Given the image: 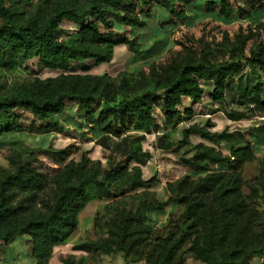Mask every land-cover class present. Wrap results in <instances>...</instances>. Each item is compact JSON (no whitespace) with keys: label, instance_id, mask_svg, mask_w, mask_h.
I'll return each mask as SVG.
<instances>
[{"label":"trees","instance_id":"trees-1","mask_svg":"<svg viewBox=\"0 0 264 264\" xmlns=\"http://www.w3.org/2000/svg\"><path fill=\"white\" fill-rule=\"evenodd\" d=\"M28 1L0 0V70L26 69L37 61L36 78L30 85L20 87L12 96L0 95V135L22 131L16 110L30 111L37 120H51L58 126L67 102H72L84 112L86 125L98 134L97 145L125 159L120 164L109 159L103 168L100 160L84 154L81 161H70L56 176L45 178L35 164L38 147L15 154L11 167L0 172V255L15 237L26 236L31 240V258L36 264H49L69 242L70 231L77 229L80 214L91 202L111 201L105 206L110 210L120 198L115 191L147 189L155 182V178L143 179L142 167L152 156L143 151L142 144L147 135L182 125V140L177 144L166 134L158 138L164 151L182 148L192 136L204 141L195 144L192 157L183 161L200 177L184 176L167 184L165 206L184 207L185 220L179 229L166 238H156L144 255L152 243L147 214L163 205L157 200L140 201L136 210L115 212L107 224V238L73 249L93 258L122 254L126 262L134 264L143 259L147 264H185L183 248L188 243L186 253L201 264H251L254 257L263 256L264 222L248 200L264 194V159L259 176L251 180V194L245 197L241 189L247 182L240 169L255 159L251 146L235 148L243 141L210 132L214 126L210 120L184 123L192 121L193 110L179 109L186 98L200 103L205 83L214 84L211 102L216 104L224 101L238 82L242 104L251 112L264 114V44L253 41L254 30L249 28L247 34H238L233 40L225 38L217 48L201 42L199 50L185 48L170 63L156 65L175 44L161 38L145 48V43L139 42L140 28L149 25L156 8L165 22L174 17L194 26L197 18H190L185 8L178 9L180 2L187 5L189 0H139L138 13L136 3L126 0H38L29 12L13 8ZM232 2L237 0L208 2L219 5L218 11L210 9L215 21L231 25L255 7L235 8ZM110 15L135 27L133 37L117 34ZM65 17L84 25L71 38L60 41L56 34ZM164 31L169 32V27ZM121 45L151 63L148 71L124 74L118 85L108 74H86L94 66L111 63L114 48ZM218 53L226 58L219 59ZM244 68L255 81L240 75ZM45 70L61 74L41 80L38 76ZM250 81L256 82L252 88L248 87ZM157 108L164 117L163 128L154 116ZM227 117L239 120L247 114L231 112ZM223 143L232 145L228 156L221 150ZM101 219H95L99 229ZM60 262L84 264V259L61 255Z\"/></svg>","mask_w":264,"mask_h":264},{"label":"rangeland","instance_id":"rangeland-1","mask_svg":"<svg viewBox=\"0 0 264 264\" xmlns=\"http://www.w3.org/2000/svg\"><path fill=\"white\" fill-rule=\"evenodd\" d=\"M127 2H135L139 12V0H126ZM244 0H240L243 2ZM38 0H29L28 2L19 3L13 6L17 12H29L33 9L34 4ZM187 8L183 2L179 3V8ZM155 14L150 18L149 25L140 28L139 38L140 43H145V48H148L152 43L164 38L167 42H173L175 46L169 52L165 53L159 60L155 62L156 65H166L170 63L173 57L178 53L185 50V48L200 49L201 42L210 44L211 47L217 48L224 41L225 38L233 40L238 34H247L249 28L254 30L253 41H258L264 44V27L260 25L253 27L244 22H237L229 26H225L219 22L212 20H204L196 23L194 26H189V22H181L174 18L171 22H165V18L161 16L157 8L154 9ZM110 20L114 23V30L119 35H124L132 38L137 30L133 26H128L122 22V19L109 16ZM0 18V25H1ZM84 24L76 23L69 18L65 17L57 31V38L60 41L68 40L72 37ZM166 27L170 29L165 32ZM250 42L249 46L253 43ZM164 50V49H163ZM219 59H225V54L218 53ZM151 63L142 61L135 56L128 47L116 46L114 48V57L111 63L94 66V68L86 73L91 76H102L108 74L116 81L118 85L122 75L127 76L135 75L140 70L148 71ZM37 61H32L26 69H15L12 71L0 70V95L12 96L20 87L30 85L36 78ZM60 72L45 70L38 78L41 80L56 78ZM78 74L86 75L83 72ZM244 79L255 81V77L251 74L249 69H243L240 74ZM239 76V75H238ZM237 76V77H238ZM213 86L210 85L203 87V94L205 105L198 107L195 113L196 117L191 122H199L204 124L205 119L209 113L213 114L216 110L214 104L208 98ZM222 109L226 116L232 107L227 104H221ZM235 108V107H234ZM239 109V108H237ZM194 112V111H193ZM15 114L18 116L22 131L17 134L0 135V172L3 169H9L11 166V159L15 154H23L27 149L38 147L36 166L40 173L45 178H52L56 176L62 168L70 161L79 162L84 154L93 160H100L103 168L107 166V160L113 161L114 164H120L124 161V155H113L107 150L102 149L96 143L98 134L91 130L90 126L86 125L84 120V112L76 106L75 103L67 102L65 114L61 119H58V126L51 120L39 121L33 117L30 111L16 110ZM194 114V113H193ZM198 115V116H197ZM154 116L157 122L163 128L164 118L160 109L154 110ZM190 121H186L188 123ZM46 129L49 130L45 131ZM182 125L176 128H168L166 135L170 141L176 144L182 140L181 136ZM146 142L142 147L146 152L152 153V159L144 168L143 178L149 180L155 178V182L147 189L140 190H121L115 191L120 196L115 201L113 208L106 210L105 206L111 201H93L81 213L79 225L77 229L70 231L69 242L60 247V250L55 253V261L53 264H60V256H74L77 260L83 258L84 264H134L126 262L122 254L101 256L93 258L82 250L73 249L75 245L84 242L97 241L100 238H107V224L114 218L117 211H130L136 210L140 201L150 202L151 200L159 201L163 207L159 209H151L146 218L147 224L151 227L152 243L144 250V255L153 245L156 238H166L170 233L175 232L184 222V207L180 205L165 204L168 201L169 194L167 184L173 183L178 179L189 176L193 179L200 177L192 170V168L184 165V160H187L193 155V146L200 142L198 136H192L190 143L184 145L182 148L177 146L172 151H164L159 148L158 138L162 135H148ZM116 142V141H113ZM64 152V154H61ZM217 170V168L215 167ZM243 185L241 192L245 197L251 194L250 187L253 185L251 180L246 181ZM147 192L145 195L142 192ZM248 203L261 214V219L264 222V194L256 195ZM97 216L102 217L100 229L95 225ZM259 231L258 227H255ZM190 247V243L183 248L184 256L186 259L185 264H201L199 261L191 258L186 253ZM31 253V240L26 236L15 237L0 255V264H33ZM136 264H147L143 259Z\"/></svg>","mask_w":264,"mask_h":264},{"label":"crops","instance_id":"crops-1","mask_svg":"<svg viewBox=\"0 0 264 264\" xmlns=\"http://www.w3.org/2000/svg\"><path fill=\"white\" fill-rule=\"evenodd\" d=\"M214 1L217 2V0H189V3L186 5L187 6L186 13L190 18L195 16L197 18L196 23L202 22L204 20L215 21L210 9H212L213 11H218L219 5L215 4L214 6H210L208 4V2H214ZM232 3L235 8L240 7L241 9H249L252 5L253 6L255 5L254 10H252V12L249 15H247L244 19L238 18L235 23L241 21L253 27H256L260 24H264V0H244L243 2H240V0H237V2H232ZM157 10L158 12H160L158 8ZM216 22L220 23V21L218 20H216ZM248 83H249L248 87L250 88L256 85V82L250 81ZM210 85L213 86V90L210 92L211 94L208 100L209 99L211 100V95L214 91V84L213 83L203 84V87L204 86L210 87ZM238 86H239V83L235 82L234 90L232 92L227 93L225 100L220 103L214 104L217 112L213 114L209 113V115L205 119L210 120L214 124L213 128L210 129V132L228 134V136L232 139L243 141L241 145H237L235 148H239V147L246 146V145L251 146V148L254 151L255 159L251 162L244 163L240 169L243 179L245 181H249L259 176L261 172L260 162L261 160L264 159V114H261L259 111L251 112L250 109L246 107V105L242 104L243 100L240 101L242 92L237 90ZM227 101H228V105L232 107L228 114H230L231 112L245 113L247 114V117L243 119H239V120H230L226 116V114L224 113V110L221 107V104L222 103L227 104ZM205 103L206 102L204 100V94H203V98L200 103L195 104L192 101V99L186 98L183 100V105L179 109L182 112H184L186 109H192L194 111L193 116L196 117L195 115V113H197L196 109L198 107L204 106ZM184 123H186V121ZM166 133L168 132L163 130L161 133H158L156 135H163ZM153 134L155 135V133ZM147 138L149 139L148 135H147ZM200 142H204V141L200 140ZM231 147L232 145L229 143L222 144L221 150L225 156H228L230 154ZM143 151L146 152L144 148H143ZM147 153H150L152 156L151 152H147ZM145 167H142L143 173H144ZM80 217L81 216H79V220H80ZM32 261H33V264H36V262L33 259ZM54 261H55V258L53 256L49 264H53ZM263 263H264V255L256 256L251 261V264H263Z\"/></svg>","mask_w":264,"mask_h":264}]
</instances>
